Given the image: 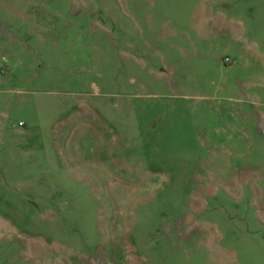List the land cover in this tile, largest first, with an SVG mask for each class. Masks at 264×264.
<instances>
[{
    "label": "rangeland",
    "instance_id": "rangeland-1",
    "mask_svg": "<svg viewBox=\"0 0 264 264\" xmlns=\"http://www.w3.org/2000/svg\"><path fill=\"white\" fill-rule=\"evenodd\" d=\"M0 264H264V0H0Z\"/></svg>",
    "mask_w": 264,
    "mask_h": 264
}]
</instances>
